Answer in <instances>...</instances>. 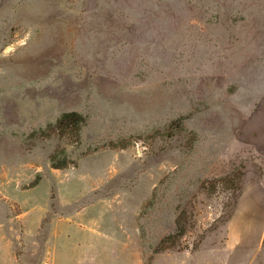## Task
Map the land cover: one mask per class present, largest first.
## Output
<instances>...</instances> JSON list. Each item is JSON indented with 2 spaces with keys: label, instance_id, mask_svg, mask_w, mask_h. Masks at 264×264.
I'll return each mask as SVG.
<instances>
[{
  "label": "rangeland",
  "instance_id": "obj_1",
  "mask_svg": "<svg viewBox=\"0 0 264 264\" xmlns=\"http://www.w3.org/2000/svg\"><path fill=\"white\" fill-rule=\"evenodd\" d=\"M0 233L7 264H264V0H0Z\"/></svg>",
  "mask_w": 264,
  "mask_h": 264
},
{
  "label": "crops",
  "instance_id": "obj_2",
  "mask_svg": "<svg viewBox=\"0 0 264 264\" xmlns=\"http://www.w3.org/2000/svg\"><path fill=\"white\" fill-rule=\"evenodd\" d=\"M19 244V235H15V242L5 244L2 233H0V264H7L14 260L13 251H17ZM63 251V249H62ZM62 256V255H61Z\"/></svg>",
  "mask_w": 264,
  "mask_h": 264
},
{
  "label": "trees",
  "instance_id": "obj_3",
  "mask_svg": "<svg viewBox=\"0 0 264 264\" xmlns=\"http://www.w3.org/2000/svg\"><path fill=\"white\" fill-rule=\"evenodd\" d=\"M84 121V118L76 113V112H72V113H64L58 120L57 123L55 125V127L60 128L63 127L65 124L68 123L69 124H74L76 126V131L79 132L80 129V125L81 123ZM170 237H174V235H171Z\"/></svg>",
  "mask_w": 264,
  "mask_h": 264
}]
</instances>
